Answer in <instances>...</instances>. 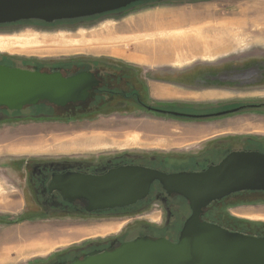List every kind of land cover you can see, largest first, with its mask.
<instances>
[{"label":"rangeland","instance_id":"obj_1","mask_svg":"<svg viewBox=\"0 0 264 264\" xmlns=\"http://www.w3.org/2000/svg\"><path fill=\"white\" fill-rule=\"evenodd\" d=\"M166 14L185 28L201 29V34L212 41L210 46L202 42L207 48L220 47L214 42L216 32L229 30L231 47L208 52L193 41L190 43L194 45L185 49L197 55H183L185 50L177 47L186 40L184 37L149 36V26L142 24ZM142 54V58L137 57ZM69 60L132 67L141 85L149 90L150 102L212 110L261 104L264 0H155L74 26L51 23L45 27L34 21L0 26V62L32 67ZM77 112L72 116L69 108L55 109L50 117H36L24 108L13 111L21 116L0 117V264H34L88 242L111 241L134 217L148 224H159L163 219L156 205L133 218L29 215V196L26 194V202L21 197L23 174L18 164L22 161L193 149L216 134L264 138V108L202 119L158 115L134 104L118 103L83 106ZM228 213L230 217L264 222V198L240 199ZM220 221L242 229L224 217Z\"/></svg>","mask_w":264,"mask_h":264},{"label":"water","instance_id":"obj_2","mask_svg":"<svg viewBox=\"0 0 264 264\" xmlns=\"http://www.w3.org/2000/svg\"><path fill=\"white\" fill-rule=\"evenodd\" d=\"M137 1L146 0H0V24L91 17ZM97 85L91 72L65 78L60 73L47 74L0 63V109L20 111L40 102L65 106L85 100ZM155 180L168 194L185 198L190 207L191 214L176 241L139 236L93 250L67 264H264V236L201 220L203 209L212 201L239 191H264V153L259 151H232L200 172L167 174L140 166H122L101 176L67 173L54 177L50 190H60L69 202L86 200L87 211H93L134 204L148 194Z\"/></svg>","mask_w":264,"mask_h":264},{"label":"flooded vegetation","instance_id":"obj_3","mask_svg":"<svg viewBox=\"0 0 264 264\" xmlns=\"http://www.w3.org/2000/svg\"><path fill=\"white\" fill-rule=\"evenodd\" d=\"M200 1V0H199ZM155 0L137 1L125 8L115 11L101 13L91 17L75 18L54 21L52 24L60 26H74L88 21H95L113 14H118L137 5L154 3ZM193 2V1H192ZM39 22L45 27L51 23L41 20H22L14 23L0 24V26L17 25L20 23ZM69 63L58 65H35L27 67L24 65H12L28 70H36L42 73H60L67 78L80 72H91L98 80V85L93 87L85 100L69 102L65 106H56L48 102H40L34 106H27L30 109V116L54 115L55 109L69 108V114H79L77 111L83 106L94 105H137L148 112L158 115H170L178 118H215L227 114L236 113L242 110L264 108L261 104H241L233 107H224L212 110L206 107H194L192 105L173 104L170 102H150L149 90L140 83L139 74L132 67L127 65H112L97 62L96 64H77ZM84 61V60H76ZM5 64L3 62H0ZM8 65V64H7ZM11 66V65H10ZM147 86V84H145ZM146 91V92H145ZM244 106V107H243ZM148 107L150 109H148ZM237 107H242L237 111L228 112L220 115H212L218 112L228 111ZM24 109V108H23ZM22 109V110H23ZM75 110V111H74ZM21 111V110H20ZM38 113H34V112ZM172 112L179 114L201 116L186 117L173 115ZM21 116L13 114V111L0 109V117ZM25 116V115H23ZM259 151L264 153V138L255 135L236 136L216 134L210 140L200 144L193 149L172 150L170 152H139L123 151L109 154H93L80 157L57 158V159H29L18 164L19 173L23 174V186L21 187L22 201L26 202V194L29 196L30 206L29 215L50 216V215H78L88 214L94 216H108L114 218L132 217L151 209L154 205L160 208L163 219L159 224H148L137 222V217L120 234L110 238L111 241H92L71 248L45 261L35 262L34 264H67L73 258H83L93 250H102L110 246H115L120 242L133 239L139 236L150 238L164 237L170 241H176L183 227L185 220L190 216L191 210L185 198L177 194H168L158 181H154L149 188L148 194L134 204L125 207L111 209H98L87 211L88 203L83 199H76L69 202L64 199L58 189L50 190V183L54 177L63 176L67 173L82 175L101 176L111 169L122 166H140L148 169H155L167 174L179 172H200L210 165L219 163L227 154L232 151ZM22 176V175H21ZM264 191H239L231 193L220 199L212 201L203 209L201 220L220 225L224 228L237 230L220 221L222 217L226 222L230 221L229 208L240 199H262ZM157 203V204H155ZM24 206L26 204L24 203ZM27 211V210H25ZM26 213V212H25ZM133 218V217H132ZM130 221V220H129ZM128 221V222H129ZM239 231V230H238ZM107 242V244H106Z\"/></svg>","mask_w":264,"mask_h":264},{"label":"bare ground","instance_id":"obj_4","mask_svg":"<svg viewBox=\"0 0 264 264\" xmlns=\"http://www.w3.org/2000/svg\"><path fill=\"white\" fill-rule=\"evenodd\" d=\"M166 19H168L167 14L163 15V16L160 15L159 18L154 17L152 19H147L142 24H144L146 27L149 26L148 31H151V33H147L149 36L160 35V36L166 37L167 39L168 38L179 39L181 37H184L186 39V41L188 40V43H189L187 46V49H188V47H192V45H194V43H190V42H193V40H195V43H199L201 46L204 45L203 48H205V50H207V51H210L212 49L213 50L214 49L215 50L229 49L231 47V43H230L231 38L228 41V37L230 36V32L227 29L222 28V29H224L222 32H216L214 42L216 41V43H217L216 45H218V44L221 45L220 47L213 48L215 46H212V48H207L206 44L209 45L208 43H210L212 41H210V39H208V37L206 38V35L204 37L201 34V31H200L201 29H199L198 27H193V26L185 28V27H183L184 24H182L180 22L173 21L171 19H168V22H167V21H165ZM175 19H177V18L175 17ZM197 40L201 41V43L198 42ZM202 42L206 43V44H203ZM177 48H179V47H177ZM174 49H175V47H174ZM3 255L5 257H7L6 253H3Z\"/></svg>","mask_w":264,"mask_h":264},{"label":"trees","instance_id":"obj_5","mask_svg":"<svg viewBox=\"0 0 264 264\" xmlns=\"http://www.w3.org/2000/svg\"><path fill=\"white\" fill-rule=\"evenodd\" d=\"M72 63L86 64L87 62L72 61ZM230 221L231 222L233 221L234 224L237 223V225L239 226L240 229L242 228L241 230H239L240 232L250 233L253 235H257V236H264V222H253V221H248V220H242V219L234 218L232 216L230 217ZM250 228H254V230H256L257 232L256 231L255 232L248 231L247 229H250ZM235 231H238V229Z\"/></svg>","mask_w":264,"mask_h":264},{"label":"crops","instance_id":"obj_6","mask_svg":"<svg viewBox=\"0 0 264 264\" xmlns=\"http://www.w3.org/2000/svg\"><path fill=\"white\" fill-rule=\"evenodd\" d=\"M193 40V39H192ZM194 41V43H195V40H193ZM198 44V43H197ZM196 44V45H197ZM181 45H183V46H181ZM199 45V44H198ZM185 46H188V40L186 41H183V40H181V44H179V48H178V50L180 51V50H185L184 52H183V55H184V53H186L185 55H189V56H196L197 54H192L191 52H186V49H185ZM207 52V51H206ZM209 52V51H208ZM142 56H143V54L142 55H137V57H141L142 58ZM178 56H180V55H178ZM145 57V56H144ZM210 138V137H209Z\"/></svg>","mask_w":264,"mask_h":264}]
</instances>
